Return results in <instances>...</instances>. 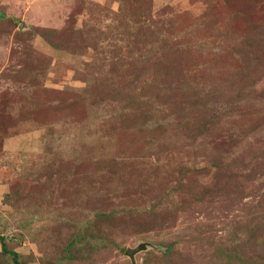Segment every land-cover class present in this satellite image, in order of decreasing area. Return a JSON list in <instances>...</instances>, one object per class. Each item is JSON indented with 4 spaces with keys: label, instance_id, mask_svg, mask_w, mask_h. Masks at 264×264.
I'll return each instance as SVG.
<instances>
[{
    "label": "rangeland",
    "instance_id": "rangeland-1",
    "mask_svg": "<svg viewBox=\"0 0 264 264\" xmlns=\"http://www.w3.org/2000/svg\"><path fill=\"white\" fill-rule=\"evenodd\" d=\"M0 236L20 264H264V0H0Z\"/></svg>",
    "mask_w": 264,
    "mask_h": 264
},
{
    "label": "trees",
    "instance_id": "trees-1",
    "mask_svg": "<svg viewBox=\"0 0 264 264\" xmlns=\"http://www.w3.org/2000/svg\"><path fill=\"white\" fill-rule=\"evenodd\" d=\"M0 250H1V253L7 254L10 256L12 264H20L17 259V253L15 251L8 250L5 247L4 238L2 236H0Z\"/></svg>",
    "mask_w": 264,
    "mask_h": 264
},
{
    "label": "water",
    "instance_id": "water-1",
    "mask_svg": "<svg viewBox=\"0 0 264 264\" xmlns=\"http://www.w3.org/2000/svg\"><path fill=\"white\" fill-rule=\"evenodd\" d=\"M125 253L129 254V253H130V251H129V250H126V252H125Z\"/></svg>",
    "mask_w": 264,
    "mask_h": 264
}]
</instances>
